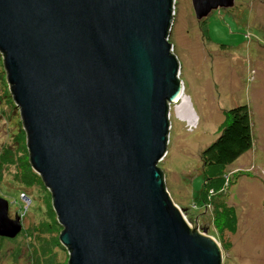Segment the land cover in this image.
<instances>
[{
  "label": "water",
  "instance_id": "obj_1",
  "mask_svg": "<svg viewBox=\"0 0 264 264\" xmlns=\"http://www.w3.org/2000/svg\"><path fill=\"white\" fill-rule=\"evenodd\" d=\"M235 0H191L197 21ZM175 0H0V52L29 162L52 196L67 264H221L158 164L184 92ZM0 198V238L22 224Z\"/></svg>",
  "mask_w": 264,
  "mask_h": 264
},
{
  "label": "rangeland",
  "instance_id": "obj_2",
  "mask_svg": "<svg viewBox=\"0 0 264 264\" xmlns=\"http://www.w3.org/2000/svg\"><path fill=\"white\" fill-rule=\"evenodd\" d=\"M234 3L199 22L191 0H175L168 41L186 100L169 105L168 146L158 168L187 224L208 229L221 264H264V0ZM243 105L252 123L251 150L223 169H205L202 152L228 124L227 112ZM211 175L221 179L220 191L205 188ZM35 176L0 54V198L9 202L8 217L18 215L22 224L16 239L0 238V264H67L70 258L59 242L63 230L52 196ZM200 189L210 195L207 208L198 200Z\"/></svg>",
  "mask_w": 264,
  "mask_h": 264
},
{
  "label": "trees",
  "instance_id": "obj_3",
  "mask_svg": "<svg viewBox=\"0 0 264 264\" xmlns=\"http://www.w3.org/2000/svg\"><path fill=\"white\" fill-rule=\"evenodd\" d=\"M201 27L204 31L206 30L204 23H202ZM227 119L228 124L221 130V135L201 154L202 166L205 169H223L230 166L252 148L253 129L248 107L243 105L232 108L227 112ZM205 178L207 182L210 181L208 186L205 185L206 189L214 187L216 191L221 190L222 183L219 177L211 175V177ZM36 179L40 182L39 177ZM200 191L198 192L200 193ZM206 191L202 190V197L198 199L204 208H207L208 204H212L210 195L208 196V191Z\"/></svg>",
  "mask_w": 264,
  "mask_h": 264
},
{
  "label": "bare ground",
  "instance_id": "obj_4",
  "mask_svg": "<svg viewBox=\"0 0 264 264\" xmlns=\"http://www.w3.org/2000/svg\"><path fill=\"white\" fill-rule=\"evenodd\" d=\"M0 54H1V52H0ZM1 56H2V54H1ZM183 95V94H182ZM182 95L180 96V98L178 99L179 101H183V102H185V98H183L182 97ZM185 99V100H184ZM178 100H176L174 103H176ZM180 111V110H179ZM183 115V114H182ZM178 117L180 118V119H182V117L180 116V113L178 112ZM2 239H4V238H2ZM9 240H12V239H9Z\"/></svg>",
  "mask_w": 264,
  "mask_h": 264
}]
</instances>
